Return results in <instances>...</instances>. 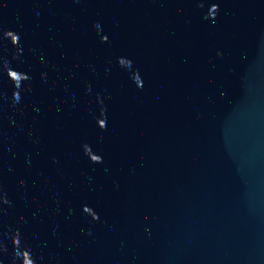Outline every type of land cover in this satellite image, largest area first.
Listing matches in <instances>:
<instances>
[{
	"label": "water",
	"instance_id": "1",
	"mask_svg": "<svg viewBox=\"0 0 264 264\" xmlns=\"http://www.w3.org/2000/svg\"><path fill=\"white\" fill-rule=\"evenodd\" d=\"M0 264H264V0H0Z\"/></svg>",
	"mask_w": 264,
	"mask_h": 264
}]
</instances>
